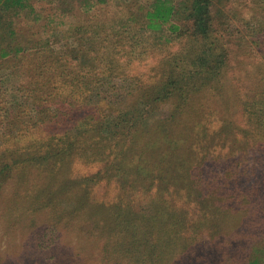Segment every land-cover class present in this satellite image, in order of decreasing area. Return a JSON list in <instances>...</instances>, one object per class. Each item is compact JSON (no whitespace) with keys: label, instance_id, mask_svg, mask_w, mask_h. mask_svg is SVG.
I'll use <instances>...</instances> for the list:
<instances>
[{"label":"trees","instance_id":"1","mask_svg":"<svg viewBox=\"0 0 264 264\" xmlns=\"http://www.w3.org/2000/svg\"><path fill=\"white\" fill-rule=\"evenodd\" d=\"M49 1L50 12L40 14L32 0H0V72L18 77L12 99L0 94L5 214L14 213L31 188L46 189L70 160L86 157L102 163L86 179L119 189L113 214L97 221L93 213L84 224L104 250L113 243L126 249L99 259L125 264L135 247L137 261L154 257L162 245L157 232L167 224L157 221L174 214L169 199L159 205L168 196L153 192L151 177L162 172L174 181L189 171L196 186L192 178L200 172L188 162L210 157L220 139L229 147L212 157L228 163L217 183L223 207L206 213V232L229 236L227 243L203 244L193 262L264 264V0ZM21 12L35 14L39 33L16 29L13 17ZM146 56L152 60L142 65ZM118 76L131 87L107 93ZM201 130L210 136L194 143ZM149 198V212L136 213L134 204ZM180 206L183 225L200 214L187 217ZM122 223L145 235L105 238ZM58 224L35 230L36 255L26 259L27 244L16 256L0 253V264H92L93 255L59 250Z\"/></svg>","mask_w":264,"mask_h":264},{"label":"rangeland","instance_id":"2","mask_svg":"<svg viewBox=\"0 0 264 264\" xmlns=\"http://www.w3.org/2000/svg\"><path fill=\"white\" fill-rule=\"evenodd\" d=\"M32 1L38 13L46 14L50 12L49 0ZM34 15L21 12L13 17V25L16 29L29 36L32 32L39 33L37 28L39 25L35 24ZM10 17L11 15L9 19ZM151 60V58L146 56L145 61L141 62V64L149 63ZM133 65L139 64L136 61ZM0 77V94H6L7 91L6 98L12 99V96L17 91L18 77L11 74L10 69H2ZM112 82L114 84L109 83L104 88L107 93H126L127 87H131V81L123 79V76L114 78ZM213 126L211 125V127ZM208 136H210V133L201 130L196 136L194 143L198 141L206 143ZM228 147L229 144L227 142L223 141L221 143L220 139H217L211 146L212 154L210 157L207 159H205L206 156L200 157L198 160L193 159L188 162L190 169L200 172L199 179L197 177L192 178L197 181L196 186L192 185L193 181L189 178V171L186 172L184 177H178L174 181L170 180L169 176L164 177L162 172H158L154 177L149 176L153 181V192L155 193L162 189L168 196L162 198L159 205L163 203L164 199H169L168 211L173 213L174 216L167 212L163 220L157 221V225L160 224V226L167 224L161 228L162 233L156 231L159 234L156 238L161 239L162 245L157 249L154 257L144 256L142 260L137 261V248H130L128 250H132V252L127 254L126 261L128 263L125 264H195L193 258L200 254L198 251L202 250L203 244L206 246V242L224 241L227 243L229 236L227 230H221V232L217 233L206 232L208 228V215L206 213L212 212L211 208L213 206L219 205L223 207V190L217 183H221L228 163L225 157L214 158L212 156L216 151L224 153ZM86 159V157H77L70 160L68 165H64L62 170L53 174L55 179L52 180V183L46 189L31 188V194L27 198L21 199L22 203L17 206L14 213L5 214V202L3 201L4 206L0 207L1 254L16 256L28 244V251L25 253L26 259L33 257L39 252L38 248L35 247L34 232L50 222L59 223L57 226H61L62 233L59 241V250L82 252L86 256L93 255L96 260H90L92 264H103L99 259V255L104 256L103 253L110 255L112 252L126 251V249H118L115 243L104 250V242H101L103 245L100 244V246L97 239L87 234L88 231L84 224L93 213L97 215L95 216L97 221H105L107 214H113L111 205L115 202L119 189L115 183L106 185L101 182L96 185L93 183V179H86L85 177L91 174L94 175L102 164L99 161L89 162ZM204 159L205 161L202 163ZM31 179L27 181L28 184L33 182ZM42 179L43 177H39L37 181L39 185H42ZM163 181L164 185L162 187L161 183ZM186 183L188 186H186ZM189 188L192 190L200 188L201 191L197 190L188 193ZM10 189L6 191L4 196L9 195ZM141 192L142 190L138 189L137 196ZM150 199L144 200L139 208L135 203L136 213L149 212L148 203ZM180 204L189 211L190 215L187 217L198 209L200 211L199 216L196 219H191L188 225H183ZM8 224L12 225V227L7 231ZM193 227L198 228L193 230ZM143 235L145 233L139 229L132 233V230H128L127 226L122 223L121 227L115 231V234H106L105 238L118 239L121 237L124 240L126 237L131 236L139 239ZM115 255L119 256L118 254Z\"/></svg>","mask_w":264,"mask_h":264}]
</instances>
